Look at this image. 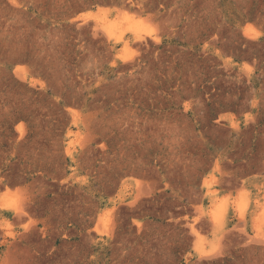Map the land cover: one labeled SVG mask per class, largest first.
<instances>
[{
    "label": "rangeland",
    "instance_id": "374dc122",
    "mask_svg": "<svg viewBox=\"0 0 264 264\" xmlns=\"http://www.w3.org/2000/svg\"><path fill=\"white\" fill-rule=\"evenodd\" d=\"M255 134L264 0H0V264H264Z\"/></svg>",
    "mask_w": 264,
    "mask_h": 264
},
{
    "label": "crops",
    "instance_id": "0c3cea01",
    "mask_svg": "<svg viewBox=\"0 0 264 264\" xmlns=\"http://www.w3.org/2000/svg\"><path fill=\"white\" fill-rule=\"evenodd\" d=\"M235 114L231 111H226L222 114L223 120L221 126L231 130V118ZM230 139L234 140L231 137ZM253 146H258L260 143H264V134H255L252 139ZM252 149V148H251ZM234 148L229 145L223 151H220L212 158L210 167L205 172V175L213 174L219 180V185L215 187V190L218 192V201L217 204H221V200L224 198H228L229 200H234L237 196V193L242 189H246L251 193H255L252 184H256L258 182H262L256 177H264V166L260 168H252L248 165H243V163H247L249 159L247 157H241L238 155H234L232 151ZM228 178H236L237 185L233 187H229ZM224 181L225 185L222 184ZM205 191H203L202 195H204ZM227 219H234V212L232 210L230 202L228 203V213ZM235 220V219H234Z\"/></svg>",
    "mask_w": 264,
    "mask_h": 264
},
{
    "label": "bare ground",
    "instance_id": "6f19581e",
    "mask_svg": "<svg viewBox=\"0 0 264 264\" xmlns=\"http://www.w3.org/2000/svg\"><path fill=\"white\" fill-rule=\"evenodd\" d=\"M99 10V9H98ZM103 13V21H104V25H107V26H111L112 23H110L108 20H107V15H108V12L106 10L102 11ZM97 14V13H96ZM95 13H91V12H88V13H84V14H81L80 16H78L76 19H80L82 21H87V20H91V19H96L97 18V15ZM122 18L125 19V20H131L132 21V18L126 14V13H123L122 14ZM246 34H248V30H246ZM251 36V34H249ZM255 36L257 35L256 33L254 34ZM142 38L140 36L137 37V40H141ZM118 58L121 59L122 61H125L127 60L126 57H123L121 55H118Z\"/></svg>",
    "mask_w": 264,
    "mask_h": 264
}]
</instances>
